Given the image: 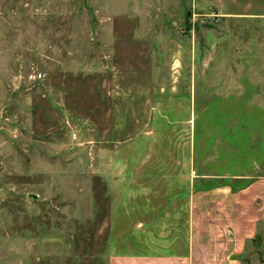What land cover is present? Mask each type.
Masks as SVG:
<instances>
[{
    "label": "rangeland",
    "instance_id": "obj_1",
    "mask_svg": "<svg viewBox=\"0 0 264 264\" xmlns=\"http://www.w3.org/2000/svg\"><path fill=\"white\" fill-rule=\"evenodd\" d=\"M247 2L0 0V264H108L138 247L136 198L264 173V109L230 76Z\"/></svg>",
    "mask_w": 264,
    "mask_h": 264
},
{
    "label": "crops",
    "instance_id": "obj_2",
    "mask_svg": "<svg viewBox=\"0 0 264 264\" xmlns=\"http://www.w3.org/2000/svg\"><path fill=\"white\" fill-rule=\"evenodd\" d=\"M260 1L248 0L246 11L248 17L259 21L232 23V49L236 51L235 61L238 63L230 76L233 78L232 85L238 88V97L242 98L244 94L243 78L254 89V95L249 97L253 99L244 102V107L248 109H264V56L245 71V51L240 47L251 50L250 46L255 44L256 50H264V0ZM256 155L255 153L254 156ZM258 156H264V150ZM250 158L253 159L251 166H239L235 170L223 172L246 176L244 174L259 166L256 164V157ZM157 187L160 189L161 185L157 184ZM164 187L161 196L152 199L150 203L140 204L139 198H136L135 203L141 214L135 218L134 226L139 235L133 240L132 237L124 236L129 225H125L119 234L124 238L121 240L122 244L136 243L138 247L110 253L108 264H243L245 253L252 246L255 248L263 243L264 173L238 187L219 183L193 188L190 180L187 194L173 198L171 181L164 184ZM182 192L181 190L180 193ZM181 202L182 206L177 207ZM181 217L185 228L175 230L172 223Z\"/></svg>",
    "mask_w": 264,
    "mask_h": 264
}]
</instances>
